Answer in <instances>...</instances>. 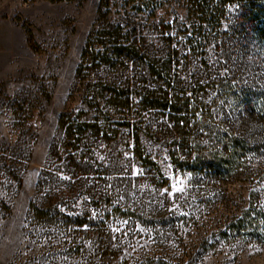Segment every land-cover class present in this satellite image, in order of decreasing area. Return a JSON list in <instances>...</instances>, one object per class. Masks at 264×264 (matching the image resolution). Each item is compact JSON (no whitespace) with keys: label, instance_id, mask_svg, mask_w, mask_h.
Masks as SVG:
<instances>
[{"label":"trees","instance_id":"1","mask_svg":"<svg viewBox=\"0 0 264 264\" xmlns=\"http://www.w3.org/2000/svg\"><path fill=\"white\" fill-rule=\"evenodd\" d=\"M183 2L182 15L158 19L153 11L92 31L76 75L97 107L89 117L76 109L62 115L70 166L82 162L85 173L112 178L105 190L86 184V200L143 218L161 246L193 215L154 192L170 186L167 170L187 176L186 190L203 206L222 186L264 174V0ZM97 152H105L102 161ZM135 166L141 172L132 176ZM262 191H251L248 203L213 235L264 243ZM194 247L139 264H196L202 252Z\"/></svg>","mask_w":264,"mask_h":264},{"label":"rangeland","instance_id":"2","mask_svg":"<svg viewBox=\"0 0 264 264\" xmlns=\"http://www.w3.org/2000/svg\"><path fill=\"white\" fill-rule=\"evenodd\" d=\"M183 5V0H0V264H139L194 246L202 252L196 264H264V243L213 235L248 203L251 191L264 188L258 172L264 158L253 182L222 186L208 206L186 190L187 176L167 170L170 186L154 192L162 203L171 198L172 207L189 208L193 215L176 225L178 233L164 246L152 239L143 218L123 217L99 200H86V184L105 190L112 178L85 173L82 162L70 166L62 115L76 109L89 117L97 107L87 97L86 81L76 75L89 34L122 17L144 18L153 11L158 19L182 15ZM121 134L129 137L128 128ZM95 145L104 149L98 138ZM96 155L102 161L105 152ZM131 172L141 170L135 166ZM258 201L264 202L263 191ZM206 238L211 240L197 246Z\"/></svg>","mask_w":264,"mask_h":264},{"label":"crops","instance_id":"3","mask_svg":"<svg viewBox=\"0 0 264 264\" xmlns=\"http://www.w3.org/2000/svg\"><path fill=\"white\" fill-rule=\"evenodd\" d=\"M13 37H16L17 38V37H19V34L13 35ZM13 40H15V39L13 38Z\"/></svg>","mask_w":264,"mask_h":264}]
</instances>
